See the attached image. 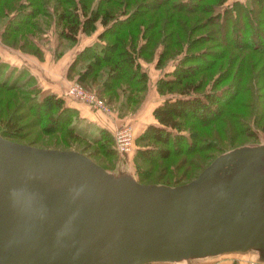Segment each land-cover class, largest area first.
I'll return each instance as SVG.
<instances>
[{"label":"trees","instance_id":"trees-1","mask_svg":"<svg viewBox=\"0 0 264 264\" xmlns=\"http://www.w3.org/2000/svg\"><path fill=\"white\" fill-rule=\"evenodd\" d=\"M85 1L18 0L16 2L0 0V42L10 36H6L7 33L18 32L20 36L7 43L20 51H33L34 48V55L40 54L41 51L32 37L46 31L47 26H51L57 41L61 39L72 41L78 32L84 34L91 32L94 29L95 21H98L103 28L97 32V40L81 47L69 67H74L77 56H80L78 59L84 60V64L82 70L79 71L84 70L92 77L97 75L98 70L105 73L102 83L96 86V90L99 93L110 90V96L106 98L107 103H114L112 96L118 95V88L121 90L119 85H121L122 79H125L126 84L128 82L138 86L133 91H144V72L137 70L139 56L144 57V60L152 59L154 56L153 65L160 67L163 57L168 51H171L172 54L181 53L170 70V76L159 77L155 81L156 91L164 96L162 95L160 101L151 109V115L156 123H147L135 137L136 141H145V144L141 148L137 145L134 157L151 160V156L155 155L160 159H165L177 152L197 150L196 145L201 138L200 134H195L196 127L219 119L218 116L223 112L225 104L238 92V78L234 77L228 83L227 87L232 88L228 95L221 93L222 88L219 91L213 89L217 84L214 82L217 78L212 80L208 91L201 88L204 85L203 77L205 75L196 76V74L202 70L207 71L212 65V61L203 62L202 65L195 63L200 60L198 51L190 49L201 39L202 41L209 39L207 36L210 35L199 34L197 37V35L190 34L191 30L197 28V26H193L199 23L198 20L191 21L192 13L196 9L206 13V17L211 20L206 23L213 24L209 33L213 35L218 30L220 32L216 37L219 39L218 45H224V39L228 33L263 34L264 37V0H245L244 2L233 0L225 4V0H216L220 5L219 8H214L212 4L203 2L204 0H193L194 4L189 7L188 4H185L188 0H177L174 3L169 2L170 0H149L148 2L146 0H96L94 5L89 8ZM146 2L147 4H145ZM48 4L54 10L52 16V11L47 10ZM113 10H117L121 16L116 17ZM2 15L9 16L5 20L7 22H3ZM26 33L29 36L27 40ZM107 37L111 38L109 42H105ZM98 38L104 40L105 43L101 44ZM28 47L33 48L28 50ZM202 53L206 54L204 51ZM216 53L210 52L208 55ZM73 62L74 65H72ZM1 66H3V61H0V69ZM0 87L17 89L19 98H26L27 109L33 108L39 111L41 109L37 108L38 106L43 107L42 110L46 113L52 111V116L48 117V121L43 126L45 129H53L51 128L53 126L55 131H65L66 138L83 140L85 145L93 144V142H98L106 137V131L100 128L97 130V134L90 136L77 128L74 123L77 117L76 110L65 105L60 96L43 93L38 99L37 91H33L32 88L30 90L27 88L28 86L27 89H23L16 81L5 83L0 80ZM125 90L124 87L118 106L116 105V112L119 114L122 113V105L125 106L129 101H132L131 98H133L132 104L135 105L141 96L138 94L135 97L136 93H133L131 97V92ZM167 92H169L168 95H166ZM5 100L13 101V95L11 94ZM55 121L59 124L55 125ZM4 123L9 125L8 128L15 130L16 126L13 123L10 124V121ZM259 127L264 133V118L260 120ZM182 130H185L186 134L181 133ZM187 137L190 141H188L189 144L185 142ZM182 144H186L184 145L186 148L183 149ZM140 184L157 185L155 182ZM180 185L182 184L172 188L173 191ZM139 264L170 263L145 260Z\"/></svg>","mask_w":264,"mask_h":264},{"label":"rangeland","instance_id":"rangeland-1","mask_svg":"<svg viewBox=\"0 0 264 264\" xmlns=\"http://www.w3.org/2000/svg\"><path fill=\"white\" fill-rule=\"evenodd\" d=\"M13 1L17 2L18 0H13ZM95 1L96 0H86L85 2L88 3V8H89L94 5ZM146 1L148 2L149 0ZM176 1L177 0H170L169 2L174 3ZM230 1L233 0H225L224 4ZM237 1L244 2L245 0H237ZM147 2L145 4H147ZM203 2L212 4L214 8L220 7V5L217 4L216 0H204ZM185 4H188L189 7L194 3L193 0H188V2ZM48 9L52 11L51 12V16H52V14H54V10L50 6V4H48L47 6V10ZM113 12H115L116 17L121 16L120 14H118L117 10L116 11L113 10ZM193 12H194L192 13L193 19H191V21L194 22L195 20H198L197 22L199 23L193 26V27L197 26V28L191 30L190 34L194 36L197 35V37L199 34L210 35L207 36V38L209 39H206L205 41H202L201 39L199 43L197 42L195 46L191 47L192 49H190V50L198 51L200 60L196 61L195 63L202 65L203 62L212 61V65H210L207 71L202 70L196 74V76H199V74L205 75L203 77L204 85L201 88L205 91H208L212 80L217 78L214 81L217 84L214 85L213 89H217L216 91H219L220 88H222L223 90L221 93L223 95H228V93H230L232 89L231 87H227L228 83L234 77L238 78L237 81L238 92L234 95L232 99L228 101L227 104H225L223 108V112L221 113L220 116H218L219 119L217 121L206 123L203 126L196 127L197 131L195 134L198 135L200 134V138H201L199 143L196 145L197 150H192L188 152H177L165 159H160L155 155L151 156V160L136 158L134 157V153L137 148V145L139 146V148H141L144 146L145 141H141V140L136 141L137 139L135 140V137H137V135L141 131L136 136H134L133 130L131 129V126L128 121H122L121 123L117 124L112 129V131L107 130L105 127H100V129L106 131L107 133L105 139L103 138L98 142H93V144L91 143L85 145L84 144L85 142L83 140H78L76 138H66L64 135L65 131L63 130L55 131L53 130L54 129L53 126L51 127L53 129L43 128L44 124L49 119L48 117L52 116L51 115L53 114L51 113L52 111L50 113H46L42 110L43 107H38V106L37 108L41 109L39 111H36L33 108L27 109L26 107L27 100L25 97L19 98V95H17L16 92L17 89L16 90L3 89L1 87H0V136L11 141L33 145L37 147L72 149L76 151L77 150L81 151L83 154L88 155V157L93 159L92 160L93 162H95L101 167L99 178L105 181L104 182L105 185L101 187L102 188L101 193H104L105 189L107 188L108 190L122 191L127 187H130L131 182L129 181V178H131L138 183L155 182L157 185L146 186V188L147 189L155 188L154 191L156 190L157 192H159V194L162 186H166L168 187L167 188L168 190L166 191V194L168 193V195L173 191L174 187L178 186L179 184H183L188 180H190L191 178H193L204 167V165H206L214 156L220 154V152H222L223 150H226L233 146L264 142V133L259 127L260 120H263L264 118L263 34L247 35V34H239V33L238 34L228 33L225 36L223 43L224 45H218L219 39H217L216 37L219 35L220 32L217 30L216 34L213 33V35L209 33V30L213 28V24H207L206 22L208 21L211 22V20H209L210 18L206 17L207 16L206 13L199 12L198 9H196V11L194 10ZM7 17L9 16L5 17L2 15L3 22H7L5 21ZM95 28H97V31L99 32L100 30H102L103 27L98 21H95L94 29ZM94 29L87 34L81 32L82 34H80V36L82 37L79 36V38L76 41L74 40L71 41L69 39H61L59 41H55V39H53L52 37L54 33L52 31L51 26H47L46 31L42 32L41 34L39 33V35L35 34L33 35L32 38L35 40L41 52H48L51 55V57L55 59L63 51L67 52L68 54L74 52L75 49L81 46V44L84 41L88 40V38L85 36L88 34H93ZM6 36L8 37L4 39L3 41L4 43L0 42L3 44V47L1 46L3 50L2 55H7L6 52H8L9 49L11 50L14 49L13 46L8 44L7 42L14 38L19 37L20 35L18 34V32H12L10 34L7 33ZM26 37H27L26 40L29 39L28 34L26 35ZM96 40L97 38L93 37V41ZM110 40L111 38L107 37L105 42H109ZM93 41H91V43ZM98 41L101 44L105 43L103 42L104 40L100 38H98ZM31 48L28 47V50H30ZM32 50L33 51H25V50H21V51H24L26 54L28 53L27 55H32L34 54L33 53L34 48ZM202 51H204L207 55L203 54ZM210 52H217V53L214 55H208V53ZM40 54H35V55L39 56ZM180 54L181 53L172 54L171 51H168L167 54L164 55L160 67H155L158 69L159 77L163 78L164 76H170V70L177 62L176 58L180 56ZM74 56L71 59V61L74 59ZM78 58H80V56L79 57L77 56L74 67L72 68L69 67L71 61L67 66V72L71 68V70H69L70 71L69 74L75 73V76L72 79V81L70 80L71 82L64 90V95H68L71 98L84 102L91 110L92 109L97 110L98 112L105 114H108L110 112L116 113L117 111L116 105L118 106L119 100L121 99V94H123L124 87L126 89L125 91L129 90L131 92V97L133 93H136L134 95L135 97L138 94L141 96L138 103L135 105L132 104L133 98H131L132 101H129L125 106L124 105L121 106L123 107L121 108L122 113L120 112V114L119 113L116 114L121 115L129 112L133 113L135 109L140 105L141 101L143 103V95L146 89L147 80H149L148 75L144 69V65H149L148 63L152 59L145 58L146 60H144V57L141 56L137 58V61L139 63L137 70L144 72V77H145L144 91L143 90L142 91L138 90V92L133 91V89L138 86L135 84H130L128 82L126 84L125 79H122L120 83L121 85H119V87H121V90L119 88L118 89L116 88L118 91L117 92L118 95L115 94L113 97L111 94L114 103L113 102L107 103L106 98L107 96L108 97L110 96V90L108 89L101 93H99L96 90V86L102 83L101 81L104 79L105 73L98 70V73L95 77H92L90 74H87L84 70H83L84 73H82L83 71H79V70L80 69L82 70L84 60L81 61ZM25 65L26 64L22 66L21 65L14 66L13 64L7 63L6 61L3 60V66H1L0 69V80L4 81L5 83L16 81L20 83V86L23 89L29 88L31 90L32 88L33 91H37L38 94L36 95V97L40 99V97L42 96L43 93H45V91L40 88V85H38V83L35 81L34 77L31 75V73L29 72V70ZM72 65H74V62ZM78 72L80 73L78 74ZM159 77H157L156 79H158ZM74 83L79 84L85 90L94 92L102 100L103 106L101 108L93 107L92 105L86 103L84 100L68 94L67 89ZM11 94L13 95V101L11 100L6 101L5 99H7ZM168 94L169 92L166 93V95ZM162 95L163 94H160L159 98H162L164 96ZM55 96L61 97V95H57V94H55ZM140 106H139L140 110L141 109L144 110L142 105ZM5 121H10V124L13 123L16 126L15 130L8 128L9 125L7 126L4 123ZM151 122L156 123L154 118ZM54 124L57 125L59 123L55 121ZM123 125H128L130 131L129 144L127 148L124 150L118 147L115 140L117 130L120 128V126ZM75 126L79 128L81 131H84V133L87 136H90L91 132H93V129L91 128L89 129L90 131H88L86 128L80 127L79 125L75 124ZM181 133L186 134V131L182 130ZM188 141L189 138L187 137L185 142L189 144L190 141L189 142ZM146 142L152 144L149 141ZM184 145L186 144H182L183 149L186 148L184 147ZM258 152L264 154V150ZM258 152L234 160H245L247 158H252L255 154H259ZM223 165L219 166L218 169L215 170L202 183V186H200V188L206 187L212 182H216L222 179V177H224L225 174L220 175L219 173L225 171L224 169L222 170ZM231 171L232 170H230V172ZM110 177H112L113 179H111V181H107V179H109ZM159 184H161L162 186ZM117 187H121L122 189H119ZM132 191L134 192V190ZM72 193L73 192L70 191V194ZM108 194L114 195V196H110L111 200L112 199L115 200V198L118 197H124V195L123 196L115 195L116 193H114V191L113 193H108ZM71 196H77V195H71ZM90 196H93V193H91ZM156 197L159 199V196H154V198ZM98 203H99L98 205H100L102 202L98 201ZM123 206L128 208L125 205ZM130 210H132V208ZM55 213H57L56 210L53 211L50 210V214L53 215ZM47 219L49 218L47 217ZM144 232L148 233L150 231L148 230Z\"/></svg>","mask_w":264,"mask_h":264},{"label":"crops","instance_id":"crops-1","mask_svg":"<svg viewBox=\"0 0 264 264\" xmlns=\"http://www.w3.org/2000/svg\"><path fill=\"white\" fill-rule=\"evenodd\" d=\"M97 32L95 28L93 34L85 36L88 40L74 52L68 54L63 51L55 59L48 52H41L39 56L27 55L17 48L9 49L6 52L8 56L2 55L3 44L0 43V61L4 60L14 66L26 64L40 88L45 93L61 95L64 104L76 110L74 123L88 131L93 129L91 134H97L100 127L112 131L117 124L128 121L136 136L153 120L151 109L161 99L155 89V80L159 74L153 65L154 58L149 65L143 64L149 79L143 103H140L144 110H140L139 105L133 113L105 114L91 110L84 102L64 95V90L75 76V73L69 74L71 69L67 72L69 62L82 46L93 41ZM80 34L78 32L75 35L74 41ZM52 37L57 41L54 35ZM258 153L245 160L226 162L222 168L226 172L225 177L191 193L162 228H154L148 233L111 229L89 232L90 242H84L75 249L69 259L70 264H138L142 260L170 264H264V154ZM129 181L130 187L122 191L107 188L101 193L102 190H96L100 186L97 183L93 185V196H67L66 208L57 217L64 219L82 216L101 209L109 213L128 214L168 195L166 186L161 185L159 194L154 191L155 188L147 189L144 184L131 178ZM113 191L115 195L124 197L111 200L110 196L114 195L108 193ZM154 196H159V199ZM98 201L102 203L98 205ZM164 225L167 226L163 228ZM131 252L139 255L135 258L127 257ZM120 253L124 257L117 256Z\"/></svg>","mask_w":264,"mask_h":264},{"label":"water","instance_id":"water-1","mask_svg":"<svg viewBox=\"0 0 264 264\" xmlns=\"http://www.w3.org/2000/svg\"><path fill=\"white\" fill-rule=\"evenodd\" d=\"M262 150L264 142L232 147L216 155L175 191L141 210L122 214L101 209L61 219L57 216L66 208L67 196H90L97 183L100 186L96 190H102L105 184L99 178L101 167L76 150L37 147L0 136V264H70L75 249L90 242L91 231L146 233L144 231L160 228L219 166ZM23 198L27 199L19 201ZM39 204L47 211L45 215H18ZM50 210L57 213L52 215ZM137 255L131 252L127 257ZM117 256L124 257L123 253Z\"/></svg>","mask_w":264,"mask_h":264},{"label":"built area","instance_id":"built-area-1","mask_svg":"<svg viewBox=\"0 0 264 264\" xmlns=\"http://www.w3.org/2000/svg\"><path fill=\"white\" fill-rule=\"evenodd\" d=\"M68 94L84 100L89 105H92L93 107L101 108L102 100L94 93L90 92L89 90H85L82 88L79 84L74 83L67 89ZM129 126L123 125L120 126V128L117 130L115 140L119 148L122 150L126 149L129 144Z\"/></svg>","mask_w":264,"mask_h":264},{"label":"flooded vegetation","instance_id":"flooded-vegetation-1","mask_svg":"<svg viewBox=\"0 0 264 264\" xmlns=\"http://www.w3.org/2000/svg\"><path fill=\"white\" fill-rule=\"evenodd\" d=\"M225 177V176H224ZM27 198H23L19 201H22L24 202ZM45 201V200H44ZM43 202V199H41V203ZM41 204L39 205H35V206H31V207H28L24 210H22L18 215L20 217H33L34 215H37V214H40V215H45V212H47L45 209H41ZM40 206V207H39Z\"/></svg>","mask_w":264,"mask_h":264},{"label":"bare ground","instance_id":"bare-ground-1","mask_svg":"<svg viewBox=\"0 0 264 264\" xmlns=\"http://www.w3.org/2000/svg\"><path fill=\"white\" fill-rule=\"evenodd\" d=\"M217 169H218V168H217ZM217 169H216V170H217ZM223 172H224V171H223ZM225 173H226V172L221 173V174L224 175ZM225 175H226V174H225ZM206 179H207V178H206ZM206 179H205V180H206ZM205 180H204V181H205ZM204 181H203V182H204ZM203 182H202V183H203ZM202 183H201V184H200V185L194 190V192L197 191V190H199V189H202V188H200V186H202ZM203 188H204V187H203ZM165 226H167V225H164L163 228H165ZM161 228H162V227H161ZM159 230H161V229H159Z\"/></svg>","mask_w":264,"mask_h":264}]
</instances>
